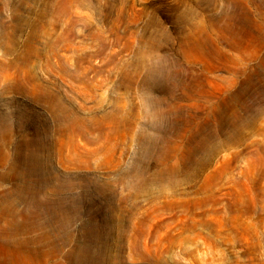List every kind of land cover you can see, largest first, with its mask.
I'll use <instances>...</instances> for the list:
<instances>
[{
	"label": "rangeland",
	"instance_id": "374dc122",
	"mask_svg": "<svg viewBox=\"0 0 264 264\" xmlns=\"http://www.w3.org/2000/svg\"><path fill=\"white\" fill-rule=\"evenodd\" d=\"M83 1L0 0L5 218L47 264H264V0Z\"/></svg>",
	"mask_w": 264,
	"mask_h": 264
},
{
	"label": "bare ground",
	"instance_id": "6f19581e",
	"mask_svg": "<svg viewBox=\"0 0 264 264\" xmlns=\"http://www.w3.org/2000/svg\"><path fill=\"white\" fill-rule=\"evenodd\" d=\"M57 1V0H56ZM79 1V0H78ZM82 2H84L83 0H81ZM68 2H70V1H68ZM86 2V1H85ZM57 4H58V2H56ZM55 3V4H56ZM60 3H61V1H60ZM59 3V4H60ZM80 3V2H79ZM54 3H52V5H53ZM59 4H58V6H59ZM63 4V3H62ZM81 4V3H80ZM83 5H84V3H83ZM87 5V4H86ZM54 6V5H53ZM55 7H57L56 5H55ZM60 7V6H59ZM59 7H58V9H59ZM53 8V7H52ZM52 8H50V10L49 11H52L51 9ZM54 10H56V8L54 9L53 8V11ZM53 11H52V13H53ZM62 12H63V8H62V10H61ZM60 11V12H61ZM56 12V11H55ZM55 12H54V14H55ZM61 12V13H62ZM51 13V12H50ZM64 13V12H63ZM57 14V13H56ZM59 14V13H58ZM55 18H57V17H55ZM54 18V19H55ZM50 22V21H49ZM51 23H52V21H51ZM6 33V32H5ZM15 33V32H14ZM13 33V34H14ZM7 35H8V33H6ZM10 34V33H9ZM49 35H50V33H49ZM10 35H8V37H9ZM13 36V35H12ZM50 36H52V35H50ZM5 37H7L6 35H5ZM12 38V37H11ZM50 38H53V37H50ZM49 38V39H50ZM49 42V41H48ZM48 42H47V44H48ZM236 43V42H235ZM240 43V42H239ZM47 44H45V45H47ZM52 44V43H51ZM244 43H242V44H238L237 43V46H236V48H237V50H239L241 53L242 52H244L243 54H245L246 53V56H241L240 58L241 59H239L238 61H242V62H247V61H249L250 60V58L252 57V56H256V50H254L255 48H254V46H253V48L254 49H252V47L251 48H247V47H249V46H246V45H243ZM15 45V44H14ZM50 45V44H49ZM234 45V44H233ZM249 45H252V44H249ZM31 46V45H30ZM33 46V45H32ZM13 47V46H12ZM11 47V48H12ZM16 47V46H15ZM35 47V46H34ZM33 47V48H34ZM44 47V46H43ZM44 48H46V47H44ZM43 48V49H44ZM53 48V47H52ZM233 48V47H232ZM236 48H234V49H236ZM257 48V47H256ZM29 49V48H28ZM32 49V48H31ZM36 49H37V47H36ZM47 49H49V48H46V50ZM54 49V48H53ZM13 50H15L14 48H13ZM27 50V49H26ZM33 50H35V49H33ZM45 49H44V51H46ZM52 49H50V51H51ZM55 51H56V49H54ZM236 50V51H237ZM11 51V50H10ZM44 51H43V53H44ZM53 51V50H52ZM31 52V51H30ZM54 52V51H53ZM57 52V51H56ZM32 53V52H31ZM23 54V53H22ZM21 54V55H22ZM27 53H25V55H26ZM41 54V53H40ZM19 55V54H18ZM20 55V56H21ZM29 55H30V53H29ZM33 56H34V54H32ZM35 55H37V54H35ZM16 56H17V54H16ZM23 56V55H22ZM15 59H18V58H15ZM19 60V59H18ZM26 60V59H25ZM31 60V59H30ZM235 60V59H234ZM237 60V59H236ZM24 62V61H23ZM239 63V62H238ZM240 64V63H239ZM13 64H9V66L8 67H11ZM261 65H262V70L264 71V57L261 59ZM14 68L13 69H15V71H14V73L13 74H5V69L4 68H2L1 67V69H0V74L2 75V77H1V80L2 81H6L7 79L8 80H11V81H13L15 84H18L19 83V81H21V79L20 78H22L21 77V74H20V68H19V63H18V61L16 62V63H14V66H13ZM231 73H235V70H231ZM22 81H23V79H22ZM5 84V83H4ZM6 84H7V82H6ZM15 84H14V86H15ZM22 84V83H21ZM21 84H19V85H21ZM11 85H13V84H11ZM4 86V85H3ZM13 86V87H14ZM16 88V87H15ZM19 88V87H18ZM26 88V87H25ZM21 89H22V86H21ZM29 89V88H28ZM19 90V89H18ZM33 92V91H32ZM54 107V106H53ZM52 110V109H51ZM54 110V109H53ZM52 110V111H53ZM264 111V110H263ZM56 115V114H55ZM71 115V114H70ZM59 117H61L60 115H58ZM58 116H57V118H58ZM63 116V115H62ZM66 117V116H65ZM68 118V117H67ZM66 118V119H67ZM55 119V118H54ZM68 121V120H67ZM72 121V120H71ZM69 122V121H68ZM69 128V127H68ZM15 134H17V132L15 133L14 132V130H13V128L11 127V126H9V125H5V126H3V127H1L0 128V162L1 163H6V166H7V164H8V166L9 165H11V164H13L12 162H10L12 159H11V156H10V154H9V152H8V154H7V152L6 151H9V150H6V148H5V145H9L10 144V142H9V140H10V138L12 137V136H14ZM25 134V133H24ZM19 135V134H18ZM25 137H26V135H25ZM25 137H23V138H25ZM26 139H27V137H26ZM12 140V139H11ZM10 140V141H11ZM25 141V140H24ZM27 142H29V141H27ZM25 143V142H24ZM27 145V144H26ZM3 147V148H2ZM8 147V146H7ZM3 150H2V149ZM9 149V148H8ZM22 151V150H21ZM32 151V150H31ZM33 153V152H32ZM35 153V152H34ZM12 166V165H11ZM15 166V165H14ZM20 167V166H19ZM33 167H35V166H31V168H33ZM11 168V167H10ZM15 168H16V166H15ZM14 169V168H13ZM13 169H12V172H13ZM30 169V168H29ZM28 169V170H29ZM35 169V168H34ZM15 170V169H14ZM31 171H32V169H31ZM36 171V170H35ZM18 172V171H17ZM24 172H26V171H24ZM34 172V171H33ZM33 172H27L31 177L33 176ZM16 173V172H15ZM23 173V172H22ZM32 173V174H31ZM12 175H13V173H12ZM18 175V174H17ZM22 175H26V174H22ZM37 175V174H36ZM35 175V176H36ZM38 176V175H37ZM25 177V176H24ZM39 177V176H38ZM27 178V177H26ZM29 178V177H28ZM33 178V177H32ZM35 179V178H34ZM37 179H35V181H36ZM31 181V180H30ZM34 181V182H35ZM40 181V180H39ZM32 183V182H31ZM37 183V182H36ZM30 184V183H29ZM34 184V183H33ZM73 184V183H72ZM36 185V184H35ZM44 185V184H43ZM25 186H27V185H25ZM30 186V185H29ZM40 186H41V184H40ZM39 187V186H38ZM38 187H31V188H28V190L29 191H31V193H32V195H33V197H32V200H38L37 199V195H38V192L39 191H41L42 192V190H40ZM45 187V186H44ZM20 188V187H19ZM41 188H43V186L41 187ZM21 189H22V187H21ZM25 192L24 193H26V190H24ZM19 192V191H18ZM9 193H10V191H9ZM7 194V193H2V194H0V197H2V196H6V195H9L10 196V194ZM11 193H12V191H11ZM22 193H23V191H22ZM21 193V194H22ZM28 193V192H27ZM12 195V194H11ZM28 195V194H27ZM18 196H19V194H18ZM17 196V197H18ZM12 198V197H11ZM5 199V198H4ZM21 199V198H20ZM15 200V199H14ZM13 202V201H12ZM45 203V202H44ZM9 205V204H8ZM2 208V207H1ZM0 208V264H38V260L40 259V256H41V259H40V261H41V264L42 263H45V264H47L49 261H50V259H51V252L50 251H46L45 253H40L39 251H38V248L40 249L41 247H40V245H42L41 243H46V244H48L47 242H44V239H42V237H41V239L42 240H40V243H39V238L38 237H36V236H31V237H28V236H26V235H24L27 231H30V230H33L34 231V229L35 228H37V224H38V221H35L34 219H29V218H27V217H25L24 218V216L22 217L23 218V220H21L20 219V221H18V220H8V219H6L5 218V216L7 215L6 213H8V208L7 209H1ZM7 211V212H6ZM63 212V211H62ZM21 214V213H20ZM39 214V213H38ZM59 214V213H58ZM63 214H65V212L63 213ZM60 215V214H59ZM58 215V216H59ZM57 216V217H58ZM72 216V215H71ZM38 217V216H37ZM51 218V217H50ZM53 218V217H52ZM4 219V220H3ZM58 219H60L61 221L59 222V228L61 229V228H63L66 224L67 225H72V220L68 217V218H66L65 216H61V217H59ZM4 221V222H3ZM53 221V220H52ZM55 221V220H54ZM3 222V223H2ZM42 224V223H41ZM40 224V225H41ZM74 224V223H73ZM66 225V226H67ZM67 228V227H66ZM70 230H72V229H70ZM69 230V231H70ZM53 232V231H52ZM72 232H73V230H72ZM55 233V232H54ZM29 234V233H28ZM34 234V233H33ZM73 235V234H72ZM48 236V235H47ZM40 237V236H39ZM45 237V236H44ZM43 237V238H44ZM48 237H50V236H48ZM67 238V237H66ZM51 239V238H50ZM72 239V238H71ZM75 239V238H74ZM73 240V239H72ZM67 241V240H66ZM71 240H69V242H70ZM50 243H52V242H50ZM55 243V242H54ZM65 243H67V242H65ZM69 245H70V243H68ZM63 245H65V244H63ZM52 247V246H51ZM59 247V246H58ZM57 247V248H58ZM45 248V247H44ZM52 248H54V247H52ZM59 249V248H58ZM45 250V249H44ZM43 250V251H44ZM49 250V249H48ZM56 250V249H55ZM54 251V250H53ZM60 251H62V250H60ZM60 251H56V252H60ZM53 254H55V252L53 253ZM84 253L83 252H78V253H76L75 255H76V258L77 259H80V258H85L86 256L85 255H83ZM70 255H67V257H69ZM53 257H54V255H53ZM89 257V256H88ZM87 258V257H86ZM85 258V259H86ZM90 258V257H89ZM52 260V259H51ZM77 261H80V260H77ZM86 261H88V260H86ZM76 264H87L84 260H83V262L81 261V262H76Z\"/></svg>",
	"mask_w": 264,
	"mask_h": 264
}]
</instances>
